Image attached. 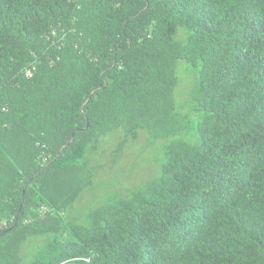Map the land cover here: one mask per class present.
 Returning a JSON list of instances; mask_svg holds the SVG:
<instances>
[{
	"label": "trees",
	"instance_id": "16d2710c",
	"mask_svg": "<svg viewBox=\"0 0 264 264\" xmlns=\"http://www.w3.org/2000/svg\"><path fill=\"white\" fill-rule=\"evenodd\" d=\"M178 60L198 143L66 219L101 137L186 129ZM0 264H264V0H0Z\"/></svg>",
	"mask_w": 264,
	"mask_h": 264
},
{
	"label": "rangeland",
	"instance_id": "374dc122",
	"mask_svg": "<svg viewBox=\"0 0 264 264\" xmlns=\"http://www.w3.org/2000/svg\"><path fill=\"white\" fill-rule=\"evenodd\" d=\"M182 32L183 29H179V34ZM176 39L180 38L176 36ZM199 69V64L191 65L182 60H178L175 66L177 86L174 100L177 112L184 117L186 129L165 139H150L144 131H140L138 138L131 140L124 137L121 129L101 137L90 156L89 165L93 168L89 178L91 182L67 208L66 219L85 224L87 213L93 208L141 188L158 177L165 160V146L170 141L198 143L196 131L201 111L189 100L188 92L197 79ZM33 245H27V251L34 250L36 245Z\"/></svg>",
	"mask_w": 264,
	"mask_h": 264
},
{
	"label": "water",
	"instance_id": "95a60500",
	"mask_svg": "<svg viewBox=\"0 0 264 264\" xmlns=\"http://www.w3.org/2000/svg\"><path fill=\"white\" fill-rule=\"evenodd\" d=\"M87 100H88V98L86 99V101H87ZM72 139H73V137H71V139H70V141H69V142H71V141H72ZM64 146H65V145H64ZM64 146H63V147H64ZM63 147H62V148H63ZM62 148H60V150L58 151L57 155H59V153H60V151L62 150Z\"/></svg>",
	"mask_w": 264,
	"mask_h": 264
}]
</instances>
